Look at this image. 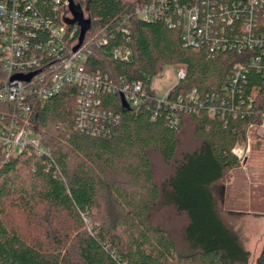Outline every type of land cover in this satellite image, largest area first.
Wrapping results in <instances>:
<instances>
[{
  "label": "trees",
  "instance_id": "trees-1",
  "mask_svg": "<svg viewBox=\"0 0 264 264\" xmlns=\"http://www.w3.org/2000/svg\"><path fill=\"white\" fill-rule=\"evenodd\" d=\"M50 1L36 0V5L49 12ZM73 2L90 22L85 39L104 28L115 34L107 45L93 48L87 62L91 73L142 80L149 89L166 67L183 65L186 76L170 99L193 89L205 98L221 92L239 61L232 53L210 55L185 47L179 28L135 17L136 0ZM120 22L128 37L117 33ZM79 34L78 26L73 41ZM121 44L132 52L129 61L110 56ZM5 78L0 57V88ZM261 80L251 71L244 94L250 95ZM76 94V87L65 86L33 115L32 127L54 159L48 172L39 171L41 159L33 153L2 163L0 147V264H250L251 253L219 216L213 188L240 167L233 150L246 140L250 124L260 125L255 115L212 117L203 110L182 113L173 126L175 114L167 108L145 101L125 110L118 95L105 94L102 108L120 121L105 135H92L76 126ZM189 122L198 144L193 151L180 152L179 136ZM151 152L173 169L161 184L154 178ZM156 204L185 217L182 248L171 232L153 223ZM41 206L65 213L72 232L55 234L49 244L29 243L9 225L12 208L34 218ZM255 264H264V246Z\"/></svg>",
  "mask_w": 264,
  "mask_h": 264
},
{
  "label": "built area",
  "instance_id": "built-area-1",
  "mask_svg": "<svg viewBox=\"0 0 264 264\" xmlns=\"http://www.w3.org/2000/svg\"><path fill=\"white\" fill-rule=\"evenodd\" d=\"M133 15L146 22L162 21L170 29L181 30L185 47L205 49L210 55L235 54L234 64L220 93L202 98L197 89L186 96L170 99L172 90L158 100L151 85L142 80L91 73L87 62L93 48L108 44L114 32L101 29L84 39L74 50L73 41L78 26H68L69 0H51L50 11L40 10L36 0H2L0 2V57L5 80L0 88V147L3 162L26 152L41 159L39 171L46 173L54 159L41 144L32 127L37 107L57 96L65 86L77 88L76 126L82 132L105 135L110 125L118 124V115L102 108L101 96H124L130 109L141 103L153 102L175 114L177 126L182 113L206 111L210 116L244 118L256 116L264 127V0H136ZM120 22L117 33L129 36ZM131 50L121 44L110 51L117 61L126 62ZM255 71L262 78L250 95L243 87L249 74ZM178 82L186 76V67L177 65ZM30 77V78H29ZM27 78H29L27 80ZM153 82V81H152ZM177 82V83H178ZM260 93H263L259 96ZM157 110L152 119L157 116ZM250 124L249 128L256 127ZM247 147H236L233 153L241 160Z\"/></svg>",
  "mask_w": 264,
  "mask_h": 264
},
{
  "label": "rangeland",
  "instance_id": "rangeland-1",
  "mask_svg": "<svg viewBox=\"0 0 264 264\" xmlns=\"http://www.w3.org/2000/svg\"><path fill=\"white\" fill-rule=\"evenodd\" d=\"M69 17L73 18L69 11ZM175 67H166L152 82L158 100H163L178 82ZM180 152L193 151L198 141L193 125L189 122L180 133ZM250 151L241 156L240 167L229 171L213 190L219 216L238 236L242 246L251 253L250 264H255L264 246V127L248 128L246 140L237 146ZM153 174L157 184H161L172 173L159 153L151 152ZM155 225L172 233L179 248H182V229L185 217L172 208L160 204L151 213ZM8 223L15 227L27 242L52 243L55 234L63 237L72 232V221L57 211L39 207L34 218L17 208L9 212ZM88 224V223H87Z\"/></svg>",
  "mask_w": 264,
  "mask_h": 264
},
{
  "label": "water",
  "instance_id": "water-1",
  "mask_svg": "<svg viewBox=\"0 0 264 264\" xmlns=\"http://www.w3.org/2000/svg\"><path fill=\"white\" fill-rule=\"evenodd\" d=\"M69 3H70L69 9H70V12L72 13L73 19H66V23L69 24L70 26L78 25L80 28L79 43L74 49V50H77L82 45V43L85 39V35H86L87 31L89 30V23L90 22L88 20H86L84 18V14L76 8L73 0H69ZM29 78H27V80ZM121 101H122V107L125 110H130V107H129L128 103L126 102L123 95H121Z\"/></svg>",
  "mask_w": 264,
  "mask_h": 264
}]
</instances>
